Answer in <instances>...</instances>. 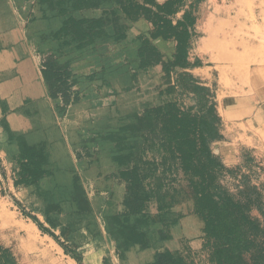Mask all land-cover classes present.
<instances>
[{
    "label": "rangeland",
    "instance_id": "rangeland-1",
    "mask_svg": "<svg viewBox=\"0 0 264 264\" xmlns=\"http://www.w3.org/2000/svg\"><path fill=\"white\" fill-rule=\"evenodd\" d=\"M13 1L17 7L18 26L26 32L24 43L31 46L41 64L42 56L57 50L63 42L42 41L45 33L59 29L62 18H46L39 0L34 4L27 0L24 5L19 0ZM130 1L153 13L163 14L169 0ZM205 1L183 0L171 15L173 25L184 22L190 39L186 49L188 67L177 68L169 75L156 67L139 70L135 76L122 73L105 82L100 70L106 61L93 47L82 51L74 50L73 46L65 47L66 59L72 61L73 72L78 78L79 99L65 106L60 99L53 100L48 92L59 122L66 129L73 124L71 109L78 107L80 113H84L77 117L79 130L74 148L77 158L74 177L79 180L80 187L76 189L71 185L73 180H63L58 168L45 179L44 175L33 174L32 168L19 162L14 166L22 176L17 184H22L23 188L10 192L0 168V264H80L73 254L82 264H152L157 253L165 251L180 258L183 264H213L211 258L216 242L206 236L205 223L195 213L194 201L176 194L189 189L190 181L199 183L200 179L186 176L177 162L164 185L165 190L177 195V203L168 210L160 202L155 182L151 178L143 181L150 175L147 164L151 165V171L157 166L160 175L163 159L168 156L155 146L158 143L156 134H150L154 141L141 143L137 138V112L142 113L145 104H171L180 116L190 115L205 121L201 132L209 150L221 164L213 174V181L205 183L206 192L218 202L227 197L240 202L251 200L254 204L251 216L264 231V148H251L230 140L226 116L220 113L219 86L212 69L205 63L203 53L193 52L201 35L198 23ZM12 26L6 19L0 21V39L1 33ZM142 41L167 59L176 52V41L156 35L145 18L133 23L129 35L130 45ZM118 49L123 54L118 60L112 56V62L135 69L137 59L126 53L125 45ZM111 51L115 53L116 49L111 47ZM100 53L103 55L102 51ZM194 70H199L200 74L193 73ZM93 74L96 77L90 80ZM0 106L5 134L10 140H16L20 136L13 133L7 122L4 101H0ZM43 116V120H47L45 113ZM121 157H125L121 163L115 162ZM202 159L206 160V155H202ZM137 165L144 167L137 172ZM81 195L88 203L81 206L82 209L90 210H79L77 201ZM138 209V227L148 242L144 248H128L131 236L127 232L130 228L137 230ZM30 215L57 239L42 231ZM263 238V234L253 236L249 239L251 243L242 248V257L248 264H252L256 251L253 243Z\"/></svg>",
    "mask_w": 264,
    "mask_h": 264
},
{
    "label": "trees",
    "instance_id": "trees-1",
    "mask_svg": "<svg viewBox=\"0 0 264 264\" xmlns=\"http://www.w3.org/2000/svg\"><path fill=\"white\" fill-rule=\"evenodd\" d=\"M182 1L169 0L163 14H159L130 0H39V7L46 18L49 16L62 18L58 30L45 33L42 37L43 43L49 40L63 41L57 50L45 54L41 61V72L51 98L60 99L65 106L79 99L77 97L79 92L76 89L78 78L73 72L72 61L66 59L65 47L68 46H73L76 51L93 47L98 56L106 61L100 70L102 80L105 82L114 80L116 76L120 77L122 73L135 76L139 70L160 67L163 74L169 75L177 68L188 67L186 49L190 39L189 31L184 22L173 25L171 19V15L175 13V9L181 5ZM86 13L90 16H86ZM141 18L151 23L156 35L176 41V52L171 59H167L147 42H137V45L129 44L131 27ZM123 45H125L126 53H130L137 59L134 62L135 69L116 65L110 59L112 56L116 60L121 57L123 52L117 48ZM111 47L116 49L115 53L111 51ZM95 77L96 74H93L90 80H94ZM143 108L145 110L142 113L137 112V138L141 143L144 140L154 141L150 134H156L158 143L153 145L162 148L168 155L163 159V171L160 175L157 173V166H154L151 171V165L147 164L150 166V175H146L143 181L151 178V181L155 182L160 202L165 204L168 210L177 203V195L165 190L164 185L167 184V177L177 167V162L186 176L199 178V183L192 180L188 184L189 189H183L176 194L179 198L188 197L194 201L195 213L205 223L206 236L216 242V249L211 258L212 263L248 264L242 257V248L251 243L249 240L251 237L264 235V231L257 220L251 216L254 206L251 200L240 202L233 197H227L225 201L218 202L206 192L205 183L213 181V174L221 164L209 150L201 132V125L205 124V121L190 115L180 116L171 104L158 106L145 104ZM10 138L13 139V135H10ZM16 140L22 158L26 161L25 165L33 169V174H46V171H40L46 159L44 150L29 146L23 137H17ZM137 151L140 152L138 142ZM202 155H206V160L202 159ZM124 158H116L115 162L121 163ZM141 165L146 164L141 163ZM142 167L144 166L137 165V172ZM73 184L76 189H79L77 177L73 178ZM77 203L80 211L90 210L81 207L88 204L84 195H81ZM139 212L138 209L137 230L130 228L127 232L131 236L128 248L136 246L144 248L148 242L138 227ZM30 217L42 231L48 232L51 237L57 239L36 217L31 215ZM253 246L256 251L252 257V264H264V238L259 243H253ZM72 256L82 264L79 257L74 254ZM152 264H183V262L169 251H165L157 253Z\"/></svg>",
    "mask_w": 264,
    "mask_h": 264
},
{
    "label": "crops",
    "instance_id": "crops-1",
    "mask_svg": "<svg viewBox=\"0 0 264 264\" xmlns=\"http://www.w3.org/2000/svg\"><path fill=\"white\" fill-rule=\"evenodd\" d=\"M31 1L34 4L35 0ZM15 4L13 0H0V21L6 19L13 25L1 33L0 101L5 103L6 119L13 133L22 136L29 146L44 150L46 159L40 171H46L45 179L58 168L59 176L72 182L77 174V117L84 113L73 108V124L68 129L60 124L41 64L31 46L24 43L26 32L18 26ZM198 31L201 35L193 52L203 53L205 63L212 69L230 140L264 148V0H207ZM193 73L198 75L200 71ZM44 113L47 120H43ZM1 117L0 106V168L12 192L23 188L17 184L22 176L14 165L26 161L18 142L5 134Z\"/></svg>",
    "mask_w": 264,
    "mask_h": 264
}]
</instances>
